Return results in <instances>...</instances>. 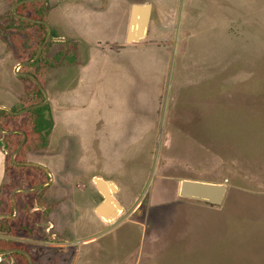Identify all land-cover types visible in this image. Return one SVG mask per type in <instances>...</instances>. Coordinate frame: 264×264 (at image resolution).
Returning a JSON list of instances; mask_svg holds the SVG:
<instances>
[{"label":"rangeland","instance_id":"rangeland-1","mask_svg":"<svg viewBox=\"0 0 264 264\" xmlns=\"http://www.w3.org/2000/svg\"><path fill=\"white\" fill-rule=\"evenodd\" d=\"M132 2L153 7L140 46L125 42ZM12 8L0 0L1 28ZM45 8L50 53L72 41L77 57L45 73L54 125L47 148L25 161L58 178L79 171L86 183L99 172L127 184L136 212L99 239L119 264H264V0H48ZM18 64L3 29L0 106L12 110L24 106ZM160 177L225 182L228 191L215 206L158 192ZM46 227L40 236L60 242V229Z\"/></svg>","mask_w":264,"mask_h":264},{"label":"trees","instance_id":"trees-1","mask_svg":"<svg viewBox=\"0 0 264 264\" xmlns=\"http://www.w3.org/2000/svg\"><path fill=\"white\" fill-rule=\"evenodd\" d=\"M19 1L21 0H10L13 6ZM45 5L46 2H25L17 7L16 12L39 21H45L49 13ZM6 16L4 18L8 23L3 28L0 26V33L3 29L6 33H10L17 51L18 63L32 60L46 39L48 27L44 23L17 18L12 11ZM53 37H55V32H52ZM52 45L53 42L50 40L41 56L34 63L20 67V72L33 75L43 85V77L51 67L76 62L78 48L76 43L72 41L61 42L60 48L55 54L50 53ZM20 79H22L24 87V106L13 109L14 112L45 101L44 92L34 79L24 75H20ZM53 125L54 121L49 103L23 114H14L0 109L1 128L4 131H14L8 135L0 133V147L7 152L5 171L8 178V181L0 188V214L14 215L12 192L18 189H33L49 180L48 173L42 167L15 164L14 161L24 162L26 153L46 149V139ZM18 131L26 135V140L20 152L12 160L11 156L23 139V134ZM14 197L18 214L15 217L0 216V251L21 250V252L16 251L2 257L11 259L12 264H30L26 252L31 256L33 264H65L66 253L64 249L55 253L52 259L44 260L45 257H49L48 255L52 250L59 249V247H48L28 241L31 239L46 240L40 236L39 232L48 222V212L47 210L35 209L36 207L46 208L39 193L21 191L16 192Z\"/></svg>","mask_w":264,"mask_h":264},{"label":"crops","instance_id":"crops-1","mask_svg":"<svg viewBox=\"0 0 264 264\" xmlns=\"http://www.w3.org/2000/svg\"><path fill=\"white\" fill-rule=\"evenodd\" d=\"M134 4L144 5L147 3L132 2L131 7ZM152 20L151 14L147 37L150 36L152 30ZM128 27L129 20L125 33L126 44L142 45V42L147 39V37L134 43H128L126 41ZM160 34L162 33L160 32ZM80 69L87 70L91 68L88 66V63H85V66H81ZM5 168L6 152L4 151L3 153L0 150V184L6 175ZM49 173L52 175L50 170ZM65 173V176L59 178L56 177L55 174L54 176L52 175L53 181L51 184L41 189V192L44 191V196L42 198L43 202L49 209V211H47L48 222L46 223L47 225L44 226H47V231L59 228L63 237L61 236L60 242L56 241L48 243L47 241L37 242V240L34 242L48 247H63L66 253L65 264H119L116 257H113L111 256L112 254L105 252V244L107 243H101L99 242V239L102 237L105 230L115 225V223H117L126 214L133 216L139 204L133 202L130 203L131 194L127 184L121 185L114 177H104L99 174V172H93L89 180L84 183L79 171H73L71 174H69L70 172ZM58 174L60 173L58 172L57 175ZM95 178H100L106 182L105 188L107 191L112 193V196L122 207L121 214L111 222L106 221L96 213V207L103 201L104 197L95 182ZM75 179H79L80 181L76 182ZM159 181H161V186L159 185V187L163 188L161 190L157 187L158 192H165L171 195H174L177 192L176 182H179L180 180H176L171 177H160ZM109 182L113 183L115 190H112L113 188ZM50 189H52V192ZM123 193H125V196L120 197ZM119 198L124 202L122 203ZM67 202H69V204L65 206ZM63 204L64 206L62 208L60 205ZM35 209L45 210L43 207H36ZM111 211L112 206L107 209L106 214L108 215ZM127 264L132 263L128 262Z\"/></svg>","mask_w":264,"mask_h":264},{"label":"water","instance_id":"water-1","mask_svg":"<svg viewBox=\"0 0 264 264\" xmlns=\"http://www.w3.org/2000/svg\"><path fill=\"white\" fill-rule=\"evenodd\" d=\"M33 1L47 2L48 0H21L13 6L12 13L17 18H20L23 20L46 24V26L48 27V34L46 36L45 41L43 42V44L39 48L36 56L30 61H27L24 63H19L17 68L22 67L23 65H26V64L34 63L41 56L44 48L46 47V45L48 44V42L52 38V28L48 22L39 21L35 18L20 15L16 12L17 7L19 5H21L22 3L33 2ZM151 14H152V5L150 3L144 4V5H141V4L132 5L131 12H130V19H129V27H128L127 36H126V41L128 43L139 42L140 40L147 37V31H148V26L150 23ZM16 72L21 76L24 75V76H28V77H31L32 79H34L37 82L38 86L43 90L44 95H45V101L41 104L33 105L30 107L24 108L18 112H14L11 108L4 107V106H0V109L7 110V111L14 113V114H23V113H25L31 109H36V108H40V107L47 105L49 103V97L47 95L45 88L37 80V78H35L33 75H30V74L20 73V72H18V70ZM18 132L23 134V132H21V131H18ZM0 133L3 135H8V134L14 133V131H4L0 126ZM25 140H26V135L23 134V139H22L20 145L18 146L17 150L12 155V160H14L15 156L22 149V147L25 143ZM14 163L15 164H21V165L39 166V167H42L43 169H45L49 172L48 168L41 163L31 162V161H25L22 163H17L14 161ZM50 176H51V179L48 182L42 183L33 189H18V190H15L14 192H12V200H13L14 210H15L14 215L10 216V215L0 214V216L15 217L18 214V207H17V203H16V200L14 197L15 193L21 192V191H23V192L39 191L42 188H44L45 186L51 184V182L53 181V178H52L51 174H50ZM95 182H96L97 186L99 187V189L101 190L103 197H104L103 201L96 207V213L100 217L105 219L106 221L111 222V221L115 220L121 214L122 207L115 200V198L112 196V193L107 191V189L105 188V184H106L105 181H103L100 178H95ZM109 184L112 186V188H113L112 190H115L113 183L109 182ZM227 189H228V185L225 182L215 183V182H204V181L182 179L178 182L177 195L181 198H184V199L202 201V202L209 203L211 205L220 206L223 204V202L225 200V197L227 194ZM110 206H112V211L109 212L107 215L106 212ZM16 251L21 252V250L0 251V256L7 255V254H10V253H13ZM25 254L28 255L29 260H30V264H33V260L31 258V256L26 252H25Z\"/></svg>","mask_w":264,"mask_h":264},{"label":"flooded vegetation","instance_id":"flooded-vegetation-1","mask_svg":"<svg viewBox=\"0 0 264 264\" xmlns=\"http://www.w3.org/2000/svg\"><path fill=\"white\" fill-rule=\"evenodd\" d=\"M25 162V161H24ZM17 163H22V162H17ZM46 172L48 173V175L50 174L47 170H46ZM51 179V176L49 175V180ZM49 180H47L46 182H48ZM45 182V183H46ZM36 192H38V193H41V191L39 190V191H36ZM40 195V194H39ZM41 199H42V197H41ZM42 201H43V199H42ZM44 203V202H43ZM45 204V203H44ZM45 206H46V204H45ZM43 208H45V207H43ZM45 210H47V211H49V209H48V207L46 206V208H45ZM44 210V211H45ZM46 225V224H45ZM61 248V247H60ZM62 249H63V247H62Z\"/></svg>","mask_w":264,"mask_h":264}]
</instances>
